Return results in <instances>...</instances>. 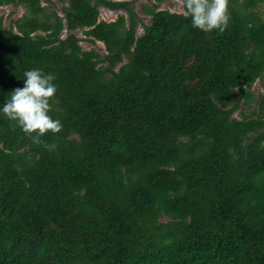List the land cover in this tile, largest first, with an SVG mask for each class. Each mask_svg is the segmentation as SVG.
Segmentation results:
<instances>
[{
    "label": "trees",
    "instance_id": "obj_1",
    "mask_svg": "<svg viewBox=\"0 0 264 264\" xmlns=\"http://www.w3.org/2000/svg\"><path fill=\"white\" fill-rule=\"evenodd\" d=\"M18 1L29 13L0 18V102L26 69L52 72L62 127L37 144L0 115V264H264V96L231 117L264 75V0H229L223 32L152 3L139 36L127 0H69L66 20ZM79 27L107 66L60 37Z\"/></svg>",
    "mask_w": 264,
    "mask_h": 264
},
{
    "label": "clouds",
    "instance_id": "obj_2",
    "mask_svg": "<svg viewBox=\"0 0 264 264\" xmlns=\"http://www.w3.org/2000/svg\"><path fill=\"white\" fill-rule=\"evenodd\" d=\"M193 28L203 32L225 31L230 22L229 0H184ZM56 76L42 68L23 72V86H17L0 102V115L16 123L34 143L49 131L58 132L61 121L51 115L55 103ZM48 148L54 145H45Z\"/></svg>",
    "mask_w": 264,
    "mask_h": 264
},
{
    "label": "rangeland",
    "instance_id": "obj_3",
    "mask_svg": "<svg viewBox=\"0 0 264 264\" xmlns=\"http://www.w3.org/2000/svg\"><path fill=\"white\" fill-rule=\"evenodd\" d=\"M69 0H66L65 2L60 0H42V4L45 7V10L50 11H56L58 12L65 20H66V13L64 11V7L68 4ZM130 2V7L133 9V11L136 13V20L138 22L136 33L137 35H141L145 30V25H148L151 22V15L147 14L145 12V8L147 5H150L152 3H158V6L160 9H169L171 11H177V12H185L184 3L183 0H127ZM243 1V0H239ZM258 9V8H256ZM100 10V19L107 20V21H114L118 18L119 15H125L127 19V24L129 25L130 22V15L129 10L123 7L113 8L109 7L107 5H101L99 7ZM259 11L262 16H264V4L260 3L259 5ZM25 13H29V10L27 8V5L25 3H20L18 0L16 2H10V3H2L0 4V18L3 20V26L4 28H11L14 27V24L17 19L21 18ZM42 17V14L40 15ZM86 29L88 27H79L75 30L70 31L68 28H65L61 32L62 38H65L70 32H74L78 38L79 43L82 47V50H90L94 49L99 54L100 57L99 60V66L100 65H108V62L106 60V55L108 54L107 47L105 43L101 40H94L93 37L86 34ZM16 30V28H15ZM37 33H45L44 31L40 30L36 32ZM128 58L127 56L124 57V60L120 62L117 65V69L121 66V64L127 62ZM244 88L248 91H251L252 93V99L246 100L247 98H240L238 106L234 108V110L231 113L232 118L236 119H251L256 118L259 114V108L261 100L264 96V75L261 77H258L251 85L245 84ZM241 90V88H238ZM237 103V100L232 103L229 107L235 106ZM56 109V106L54 107ZM72 136L77 137L78 135L76 133H72ZM188 136H184L183 138L186 139ZM25 147L20 148V153L23 151ZM19 155V156H20ZM29 156V154L27 155ZM160 220L163 222H166L168 220H171V217L164 212H161Z\"/></svg>",
    "mask_w": 264,
    "mask_h": 264
}]
</instances>
